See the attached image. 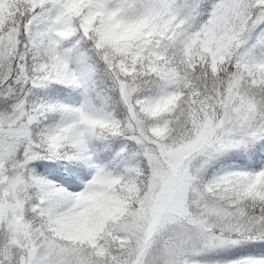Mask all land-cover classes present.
<instances>
[{
	"label": "snow or ice",
	"instance_id": "6c2138e0",
	"mask_svg": "<svg viewBox=\"0 0 264 264\" xmlns=\"http://www.w3.org/2000/svg\"><path fill=\"white\" fill-rule=\"evenodd\" d=\"M0 264H264V0H0Z\"/></svg>",
	"mask_w": 264,
	"mask_h": 264
}]
</instances>
